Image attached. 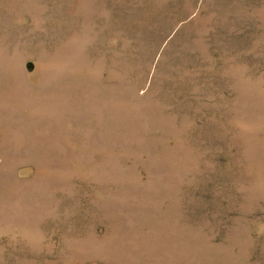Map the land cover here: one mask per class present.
<instances>
[{
    "label": "rangeland",
    "instance_id": "374dc122",
    "mask_svg": "<svg viewBox=\"0 0 264 264\" xmlns=\"http://www.w3.org/2000/svg\"><path fill=\"white\" fill-rule=\"evenodd\" d=\"M0 264H264V0H0Z\"/></svg>",
    "mask_w": 264,
    "mask_h": 264
}]
</instances>
